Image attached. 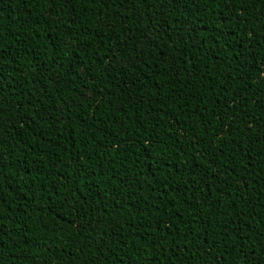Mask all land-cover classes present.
<instances>
[{"label":"trees","instance_id":"obj_1","mask_svg":"<svg viewBox=\"0 0 264 264\" xmlns=\"http://www.w3.org/2000/svg\"><path fill=\"white\" fill-rule=\"evenodd\" d=\"M0 264H264V0H0Z\"/></svg>","mask_w":264,"mask_h":264}]
</instances>
